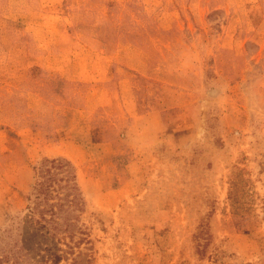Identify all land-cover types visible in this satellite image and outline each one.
Segmentation results:
<instances>
[{
    "label": "rangeland",
    "instance_id": "obj_1",
    "mask_svg": "<svg viewBox=\"0 0 264 264\" xmlns=\"http://www.w3.org/2000/svg\"><path fill=\"white\" fill-rule=\"evenodd\" d=\"M54 158L59 264H264V0H0V264Z\"/></svg>",
    "mask_w": 264,
    "mask_h": 264
},
{
    "label": "trees",
    "instance_id": "obj_2",
    "mask_svg": "<svg viewBox=\"0 0 264 264\" xmlns=\"http://www.w3.org/2000/svg\"><path fill=\"white\" fill-rule=\"evenodd\" d=\"M33 170L35 180L26 198L33 205L30 208V216L25 222L29 230L26 237L30 239L25 248L27 252L21 251L25 250L23 243L15 246V251L9 252V250L4 256L7 264H16L14 260L20 258V255L24 259L27 258L29 252L33 254L42 244L43 252L47 253L46 256L44 255L43 264H59L62 260L61 254L67 252L51 246L52 240L56 238L55 242L64 241L76 232L67 217L83 204V199L72 164L64 158L43 159L33 167ZM236 180L237 176L233 178L229 192L233 206L239 203V182ZM239 207V205L235 206V209ZM44 208H48L45 211L49 213L48 219L42 214ZM0 262H3V257L0 258Z\"/></svg>",
    "mask_w": 264,
    "mask_h": 264
}]
</instances>
